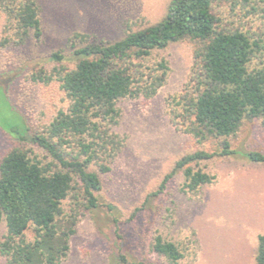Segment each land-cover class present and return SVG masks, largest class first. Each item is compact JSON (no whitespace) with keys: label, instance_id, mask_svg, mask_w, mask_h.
<instances>
[{"label":"trees","instance_id":"obj_1","mask_svg":"<svg viewBox=\"0 0 264 264\" xmlns=\"http://www.w3.org/2000/svg\"><path fill=\"white\" fill-rule=\"evenodd\" d=\"M40 11L38 0H0L6 32L0 46L39 41ZM182 40L193 44L192 63L182 89L166 98L165 110L177 130L198 144L213 141L216 148L181 155L141 207L176 173L182 176L183 193L194 194L210 184L215 176L201 163L213 156L240 154L264 163L263 152L238 151L229 140L247 121L258 120L264 127V0H169L158 21L137 29L128 26L117 40L74 32L67 40L72 67L64 64L58 49L49 56L55 63L49 71L39 66L29 74L34 82L57 81L66 106L41 129L31 130L19 112L21 130L1 127L16 140L0 156L4 264H61L86 213L103 206L117 221L114 205L99 200V172L109 170L106 163L124 143L112 130L121 114L117 104L124 98L153 97L170 71L158 50ZM27 142L32 145L26 147ZM149 251L167 264H179L185 257L180 243L159 233L151 237ZM120 260L160 264L123 255ZM254 264H264V234L257 236Z\"/></svg>","mask_w":264,"mask_h":264},{"label":"rangeland","instance_id":"obj_2","mask_svg":"<svg viewBox=\"0 0 264 264\" xmlns=\"http://www.w3.org/2000/svg\"><path fill=\"white\" fill-rule=\"evenodd\" d=\"M168 2L38 0L41 39L0 46V156L16 143L3 129L21 130L20 114L36 130L66 106L57 81L44 84L29 79L39 66L49 71L55 65L49 59L53 51L63 50L64 64L70 68L73 59L67 40L74 32L90 39L117 40L128 26L137 29L158 21ZM5 34L1 14L0 40ZM192 47L189 40H182L158 50L170 68L164 85L151 98L118 102L120 119L112 130L124 138L123 147L106 163L109 170L99 172V200L114 205L117 221L103 206L86 213L61 264H125L121 255L167 264L149 251L155 233L180 243L185 257L179 264H254L257 236L264 234V163L250 162L240 154L213 156L201 163L204 171L215 176L210 184L194 194L183 193L179 189L182 176L176 173L162 192L141 207L146 194L158 188L181 155L216 148L213 141L198 144L177 130L165 110L166 98L178 93L188 77ZM229 140L238 151L264 153V127L258 120L245 122ZM136 207L141 208L131 218ZM0 264H4L2 257Z\"/></svg>","mask_w":264,"mask_h":264}]
</instances>
